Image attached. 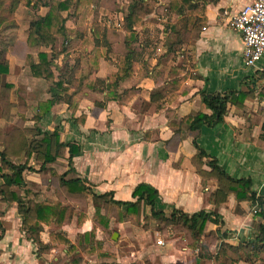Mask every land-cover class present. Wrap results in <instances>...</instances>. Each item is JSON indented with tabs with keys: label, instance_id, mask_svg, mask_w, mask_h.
Returning <instances> with one entry per match:
<instances>
[{
	"label": "crops",
	"instance_id": "0c3cea01",
	"mask_svg": "<svg viewBox=\"0 0 264 264\" xmlns=\"http://www.w3.org/2000/svg\"><path fill=\"white\" fill-rule=\"evenodd\" d=\"M124 1L115 0L119 8L112 17L113 24L102 23V13L96 14L92 6L93 13L87 16L86 21V24H90L87 25L88 35L91 36L99 25L123 32L124 18L134 0ZM169 1L157 0L142 25L135 27L140 42L149 44L146 48L150 54L149 75L135 74L121 82L119 93L132 87L137 90L129 102L109 100L105 93L83 89L78 93L80 100L74 112L66 103H58L40 121L39 126L44 130L52 132L58 128L62 141H72L80 146L73 157L71 169L68 149L63 158L49 166L60 174L70 169L68 179L81 178L98 194L113 192L115 200L134 201L132 192L136 185L148 183L159 191L157 205L164 212L169 213L174 208L189 214L215 212L223 220L221 231L227 232V241L237 244L241 238L252 234V222L258 221L255 215L257 206L249 201H238L234 194H230L223 203H215L212 194L218 187V181L208 174L211 171L208 161L215 158L232 178H250L253 190L257 195L264 196V90L259 73H264V57L256 68L246 67L242 36L228 25L230 18L252 0L193 1L199 9H203L205 17L200 35L190 41L182 54L170 57L172 59H168L170 55L165 42L169 33L167 25L174 23L177 16L169 12ZM42 7L45 12L41 15H44L48 9ZM63 14L66 15L65 12ZM67 25L74 27L75 19L68 21ZM25 49L24 57L19 52L5 51L9 70L2 75L1 83L15 86L11 100L17 103L20 97L24 99V124L33 126L31 118L38 102L50 96L51 84L30 73L31 84L27 81L20 85L19 79L24 73L21 68L29 51L26 46ZM34 54V58H37ZM161 56H165L163 66L167 64L174 68L168 79L158 75L162 67L155 69ZM88 58L87 54L80 52L84 74L88 73L92 64ZM115 61L101 57L96 75L106 78L117 70ZM65 62L72 64L75 61L71 56ZM54 71L58 74L55 68ZM186 74L188 77L180 87L168 85L172 78H181ZM36 80L48 83V87L37 91ZM202 89L208 92H234L239 102L228 104L224 122L215 127L203 125L197 132L183 125L182 130L175 133L171 124L178 123L183 117L198 112L211 114L202 102ZM22 90L25 92L21 93ZM1 113L0 106V126L3 128H10L22 120L19 115L6 120ZM15 113L13 109L12 114ZM81 116L85 120L80 123L78 119ZM199 149L209 157L198 158ZM41 163V156H33L29 165L39 169ZM24 177L36 202L60 198L55 187L43 180L38 172L27 171ZM60 199L64 205L75 206L76 212L81 209L77 199L69 195ZM1 205L5 207L0 209L4 212L5 232L0 239V264H193L197 255L196 250L174 237H169L164 245L157 241L158 246L152 242L133 246L132 242H124L121 237L116 241L118 237L114 238L116 232L112 228L116 223L112 222L108 230L97 228L95 232V240L101 243V251L106 255L98 251L88 254L82 248L70 253V245L53 243L51 251L38 256L36 245L27 239L21 228L22 221L16 204ZM7 209L9 214L5 218ZM143 209L142 217L144 212L150 213L148 207ZM85 214L87 217L84 221H79V217L74 215L61 227L45 225L41 240L45 244L50 243L51 231L62 232L70 244L78 246V236L89 234L93 229L95 206L92 197L86 199ZM216 228L213 223H208L205 232ZM110 231H113L112 234ZM110 237L114 241H109Z\"/></svg>",
	"mask_w": 264,
	"mask_h": 264
},
{
	"label": "trees",
	"instance_id": "16d2710c",
	"mask_svg": "<svg viewBox=\"0 0 264 264\" xmlns=\"http://www.w3.org/2000/svg\"><path fill=\"white\" fill-rule=\"evenodd\" d=\"M22 0H0V26L10 23V19ZM196 0H170L168 10L174 13L177 19L168 24V38L165 47L168 59L182 54L191 40L200 35L201 26L204 23L203 9L193 4ZM27 6H37V3L47 7L44 15L33 19L28 28L25 46L33 53L26 54V63L29 66L31 76L49 82L50 96L38 102L36 112L32 116L33 126L24 124L25 101L19 98L17 103L11 100L14 85L1 83L2 75L8 72L9 63L5 58V50L0 47V106L1 116L9 120L12 116L22 117L12 128L6 130L0 126V203L7 205L16 204L17 212L21 218V228L28 240L37 247V255L51 251L53 243L70 245V253L78 248L84 249L88 254L98 251L101 255V243L95 240L97 228L108 230L112 220L116 223L138 222L143 215V208L148 207L150 213L144 214V219L159 220L163 225L177 226L187 235V246L197 251L193 264H264V196L257 195L252 188L250 178H232L218 165L215 158H211L208 164L211 171L208 173L218 181V187L212 197L215 203L227 201L230 194H234L238 201H249L257 206L256 217L253 221V232L250 236L241 238L237 244L227 241V232H222L223 220L215 212L199 211L192 214L174 208L166 213L158 207L159 191L148 183H139L132 192L134 201L115 200L113 192L98 194L92 191L87 182L81 178H67L71 169L74 155L80 150V146L72 141H62L59 129L52 132L39 126L40 121L58 103H66L74 112L79 103L78 93L83 89L105 93L107 99L129 102L137 93L135 87L123 89L119 93L122 81L131 78L135 74L149 75L148 61L150 54L146 52L148 43L142 44L139 33L135 27L144 22L157 0H134L127 10L123 21V32L112 28H105L100 33L95 28L91 36L88 35L87 16L93 11L104 14L105 17H113L119 8L115 0H23ZM66 13L64 15L63 13ZM75 19L76 25L69 27L68 21ZM79 49L74 53V63L65 62L58 66L56 59L72 47ZM80 52L87 54L90 64L88 73H82ZM105 57L114 61L117 70L112 71L106 78L96 75L99 59ZM165 56L158 58L155 69H159L161 78L168 79L173 72L171 66L162 65ZM172 57V58H170ZM114 58V59H113ZM54 68L58 71L55 73ZM259 72V71H258ZM261 77L263 72H259ZM188 75L181 78H172L168 85L177 88L182 85ZM202 102L211 114L198 112L195 115L183 117L178 123H172L171 128L175 133L182 130L185 125L190 131H200L203 125L215 127L224 122L229 103L239 102L234 92H208L200 91ZM103 107L102 104H100ZM16 112L12 114V110ZM81 116L78 122H84ZM69 151L70 169L65 173H58L49 165L64 157L65 150ZM33 156H41L42 163L39 169L33 168L30 159ZM198 158L209 157L199 149ZM6 166V170H4ZM27 171L38 172L43 180L55 187L58 197L69 195L77 199L80 210L75 211V206L64 205L62 199L42 200L36 202L28 188L24 174ZM202 172V170H199ZM92 197L95 214L93 229L89 234L79 235L77 245L70 244L65 233L51 231L50 243L45 244L41 240V232L45 225L61 227L71 221L74 215L79 221L86 219V199ZM4 212L0 210V239H2L5 227L2 217ZM213 223L217 228L205 232L207 224ZM182 227V228H180ZM173 229V228H172ZM174 228L173 230H175ZM111 234V231H110Z\"/></svg>",
	"mask_w": 264,
	"mask_h": 264
},
{
	"label": "rangeland",
	"instance_id": "374dc122",
	"mask_svg": "<svg viewBox=\"0 0 264 264\" xmlns=\"http://www.w3.org/2000/svg\"><path fill=\"white\" fill-rule=\"evenodd\" d=\"M40 1H45V0H40ZM118 1L125 2L124 0H118ZM42 6L43 5H40L37 3V6L29 7L24 4L23 0L19 3L14 13V16L9 21L10 23H4L3 25L0 26V47L1 49L7 52H9V50H12L14 52H19V54L20 55L22 54L24 57L26 53L24 41L28 35V28H29L30 22L45 12V8ZM101 21L105 25L114 23V20H112V17H109V18L105 17L104 14H102L101 16ZM87 25H90V24L88 23ZM98 28H99L100 33H102L105 29V27H103L102 25H99ZM78 50L79 49L77 47L72 46L66 52V54H63L65 57H63V55L60 56L56 60V63L58 65H62L66 60L69 61L71 56H73L74 53H77ZM34 55L36 56V54ZM83 61H86V59H84ZM21 69L24 70V73H22L23 75L22 78L19 79L20 85L26 83L27 81L29 84H31L32 79L30 77L29 66L27 65L26 62H25L24 67H22ZM35 83H36L35 85H36L37 91H42L43 89H46L48 87V83H43L38 80H36ZM33 86L34 84L30 88H32ZM24 92L25 90H22L21 93H24ZM10 128L6 127L4 129H10ZM1 204L2 203H0V209L1 210L5 209V207H3V205ZM145 213L146 212H144V214ZM8 214H9V209H7L5 218L8 216ZM2 221L4 222L3 218H2ZM112 222L115 223L114 220H112ZM112 228H115L113 229V231L119 234L118 239L116 241H119L121 237L122 241L128 242L129 244L130 242H132L133 246H138L143 243L147 244L151 242L155 243L156 246H158L157 241L160 239L163 240V245H164L166 244V240L169 237L179 238L184 243V245L187 244V241H186L187 235L184 231H180V229L177 226L163 225L159 220H154L152 218L151 219L149 218L147 221H145V219L141 217L140 221L138 222H126V223H119V224L116 222V225L113 226ZM172 228L173 229L176 228V229L173 230ZM113 231H111V234ZM109 239H110L109 241L111 242L114 241L111 239V237Z\"/></svg>",
	"mask_w": 264,
	"mask_h": 264
},
{
	"label": "built area",
	"instance_id": "2783aa9c",
	"mask_svg": "<svg viewBox=\"0 0 264 264\" xmlns=\"http://www.w3.org/2000/svg\"><path fill=\"white\" fill-rule=\"evenodd\" d=\"M228 25L242 36L245 66L256 68L264 57V0H252L230 18ZM261 84L264 90V76ZM162 243L158 240V244Z\"/></svg>",
	"mask_w": 264,
	"mask_h": 264
},
{
	"label": "water",
	"instance_id": "95a60500",
	"mask_svg": "<svg viewBox=\"0 0 264 264\" xmlns=\"http://www.w3.org/2000/svg\"><path fill=\"white\" fill-rule=\"evenodd\" d=\"M117 237H118V234L114 233V238L117 239Z\"/></svg>",
	"mask_w": 264,
	"mask_h": 264
}]
</instances>
